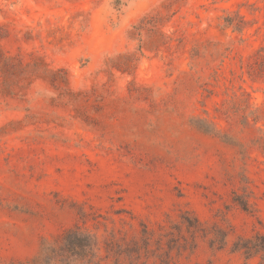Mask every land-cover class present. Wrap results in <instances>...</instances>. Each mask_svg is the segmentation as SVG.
Listing matches in <instances>:
<instances>
[{"label": "rangeland", "instance_id": "rangeland-1", "mask_svg": "<svg viewBox=\"0 0 264 264\" xmlns=\"http://www.w3.org/2000/svg\"><path fill=\"white\" fill-rule=\"evenodd\" d=\"M257 236L264 0H0V264H264Z\"/></svg>", "mask_w": 264, "mask_h": 264}, {"label": "trees", "instance_id": "trees-1", "mask_svg": "<svg viewBox=\"0 0 264 264\" xmlns=\"http://www.w3.org/2000/svg\"><path fill=\"white\" fill-rule=\"evenodd\" d=\"M65 244L72 254L85 250L88 247V239L78 236L74 231L67 234ZM236 252H243L249 257L264 253V236H257L253 240H241L235 245Z\"/></svg>", "mask_w": 264, "mask_h": 264}]
</instances>
